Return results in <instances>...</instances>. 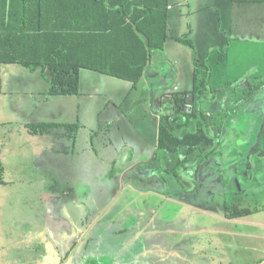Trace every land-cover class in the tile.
<instances>
[{
	"label": "rangeland",
	"instance_id": "obj_1",
	"mask_svg": "<svg viewBox=\"0 0 264 264\" xmlns=\"http://www.w3.org/2000/svg\"><path fill=\"white\" fill-rule=\"evenodd\" d=\"M260 25L264 27V1L231 4V0H169L167 38L164 50L152 53L153 76L149 74L148 78L134 83L107 73L80 68L78 94L54 95V98H61L66 104V121L69 123L61 128L69 135L67 140L74 143L77 158L81 157L80 164L72 165L73 173L68 181L58 169L50 173L39 169L47 165L52 170L53 160L37 157L35 166L40 167L33 172L29 169L26 175L35 172L42 179L55 175L65 183L62 189L66 190L60 189L64 198L60 206L56 208L50 204V209L53 206V212L56 210L53 219L50 217V221H44L49 233H55L58 241L62 242L64 238L65 244L59 246L58 254L65 253L71 243L77 240L78 244L72 252L75 259L71 264H146V258L139 250L143 242L141 239L147 238L150 233L146 228L144 235L140 236L136 226L138 222L141 223L138 211L144 216L142 224L147 226L146 221L151 216V213H147L145 217L148 201H151L149 208L157 211L162 219L175 221L173 218L176 217L179 218L176 221L191 227L198 221L199 218L195 219L193 212L184 208L180 210L175 202H188L190 205L205 203L198 199L197 194L185 192V189L191 187L189 177L192 173L196 181L200 179L203 185L205 177L214 172L216 166L212 163V168L205 173L208 168L206 160L198 167L190 162L182 168V181H177L170 173L162 174L163 190L158 191H164L172 197L170 201L153 196L145 199L130 192V188L129 192L124 191L130 184L143 187L144 183L149 184L148 181H151L153 173L144 159L148 158L149 161L154 157L161 115L169 113L171 108L175 112H190L193 71L195 67H201L206 59L213 71L211 87L214 98L209 96L204 99L201 109L209 114L217 115L218 112V116L225 115L221 126L222 129L224 127L222 143H219V136L212 135L218 143L216 148L228 156L233 153L239 160L243 149L237 137L242 138V141L251 139L253 144L258 145L255 147L257 151H251L264 159V44L260 46L253 40L255 36L260 38ZM182 38L187 39L191 46L182 42ZM24 71V79L19 80L22 88L41 92L50 87V82L45 80L47 78L39 70ZM40 92H34V99L42 97L38 94ZM175 93L181 101L175 102ZM243 101L246 104L260 103L257 105L260 109L255 106L258 113H242L239 108L233 112L238 103ZM35 116L38 120L41 118V114L36 113ZM68 124L72 125L70 129ZM209 130L211 134L215 132L211 126ZM41 143L48 141L44 139ZM39 145L35 143L33 149ZM40 146L38 149L45 147L42 144ZM245 159L252 162V165L250 161L244 164L246 175L251 174L253 180L257 177L264 184V164L258 159L254 167L249 155L241 158L243 161ZM132 163L135 164L132 168L135 170L126 174L124 170ZM158 174L161 176L160 172ZM77 182L81 184L76 187ZM14 185L13 188H6L7 198L0 204L6 232L37 225V213L45 211V202L42 203L38 189H34L35 192L32 189L24 190L22 199L18 192L23 189V184L15 182ZM80 185H84L85 189ZM254 185L260 193L257 184ZM223 193L222 202L219 200L214 205L218 209L235 200H253L250 194L238 186L229 198ZM127 198L136 203L133 204L138 210L132 219L134 222L124 221L126 204L122 205L120 201ZM257 202L260 205V195ZM52 235L51 240L54 238ZM2 241L7 242L5 238ZM158 241L160 239L155 244H159ZM22 251L26 253L22 255L27 260L42 254L34 253L29 247Z\"/></svg>",
	"mask_w": 264,
	"mask_h": 264
},
{
	"label": "crops",
	"instance_id": "obj_2",
	"mask_svg": "<svg viewBox=\"0 0 264 264\" xmlns=\"http://www.w3.org/2000/svg\"><path fill=\"white\" fill-rule=\"evenodd\" d=\"M234 3L231 0V4ZM263 35L264 27L260 25V38L255 36L254 42L260 43V46H262L264 44ZM25 69L20 65L0 64V204H3L7 198L8 191L6 188L8 186L13 188L15 182H20L23 184V189L18 192L20 197L24 199V190L26 189H32L33 192H35L34 189H38L40 191L38 195L41 196L42 203L45 202V205L43 204L45 211L37 213V219L35 220L38 221L37 225H29L27 228L12 232H9V230L6 232V229H3L4 217L0 215V264H71L75 259L72 252L68 257H65V253L70 248L65 253L58 254L59 246L63 247L65 244L64 238H62V242L58 241L57 235L49 233L44 224L45 220L50 221V217L53 219L56 211L53 212V206L50 209V204H54L57 208L64 199L60 189L64 188L65 183L59 181L55 175L42 179L35 175V172L28 175H26V172L29 169L32 172L33 170L36 171L40 167L35 166L36 158L44 157L53 160L52 170L47 165H43L39 169L49 173L58 169L60 174H63L70 181L73 173L72 165L80 164L81 157L77 158L78 154L73 149L74 143L67 140L70 137L61 128L62 125L69 123L66 121L65 102L60 100L61 98H54V95L50 96V87L47 90L42 89L40 92L32 88L19 86V80L24 79ZM212 72L211 69V81ZM149 74L152 75V69H150L146 78L149 77ZM32 91L40 92L38 94L42 97L34 99L35 94ZM212 93L210 91L209 96L211 99L214 98ZM258 104L260 103L246 104V101H243L238 103L233 112L239 108L242 113H258L256 111L259 108ZM180 112L188 113L185 111ZM36 113L41 114L39 120L35 116ZM26 114L28 115L25 116ZM206 114L212 115L213 113ZM217 115L213 114L212 116ZM29 124H49L51 127L42 134H33L28 130ZM57 125L60 127H56ZM71 126V124H68V129ZM222 130L224 131V127L218 130L219 143H222ZM44 139H47L48 143H41ZM237 141L242 142L243 149L239 160L234 157L233 153L228 156L223 151L217 150L214 155L205 161L208 167L205 168V173H208L209 168H212V163L216 167L211 175L205 177L206 181L203 185L200 179L196 181L193 173L189 177L192 183L194 181V184L191 183V187H189V190L185 189V192L197 194L198 199L204 200V204L190 205L188 202H175L179 205L180 210L182 208L184 210L189 209L193 212V215L195 214V219L199 218L192 226L196 227L192 231L189 230L192 228L189 224L176 221L179 218L172 217L175 221L160 218L157 211L149 208L151 201H148L146 205V208L147 206L148 208L145 217L147 213H151V216L150 219H147L146 222L148 223L145 226L142 224L144 216L133 205L136 203H132L130 198L120 201L122 205L126 204V209L123 212L125 215L124 221L132 220L136 216L135 211H138L139 217L141 214V223L136 222L137 231L141 236V234L144 235V230L147 228V231L151 234V236L149 234L147 238L141 239L143 242L141 243V250H139L143 258H146V264H264V184L258 181L257 177L253 180V175H246L244 164L248 161L251 162V160L245 159L243 161L241 158L249 155L250 159L252 158V161H254V167H256L259 160L264 164V159L260 157V154L257 156L252 152L257 151L255 147H258V145L253 144L251 139L242 141V138L237 137ZM35 143L45 145L44 149H38V147H42L40 145L33 149ZM144 160V163L147 164L151 159L149 161H147L148 158ZM209 164H211L210 167ZM134 166L133 163L127 166L124 170L126 174L135 170L132 169ZM151 178V181H148L149 184L144 183L145 186L143 187L130 184L124 192H129L130 188V192L137 193L145 199H147V196H153L154 198L163 197L165 201H170L172 197L166 195L164 191H158V189L163 190L161 189L163 180L158 179L155 175H151ZM217 179H219L218 182ZM244 180H247V182H244ZM254 183L257 184L256 187L260 188V193L255 189ZM77 184H81V182H77L76 187ZM179 185L182 187L181 182H179ZM236 186L240 190H244L246 194H250L253 200L249 201L248 199L245 202L235 200L231 204H225L224 202L222 204L225 205L221 209L216 208L214 206L215 202L219 200L222 202L221 199L225 196L223 192L229 198L230 195H234ZM62 190H66V188ZM258 195H260V205L257 202ZM233 205H237L246 213L233 216L232 211L229 210ZM201 216L203 217L200 218ZM51 235L54 237L53 240H51ZM3 238L7 242L4 243ZM159 239V244H155V241ZM28 247L32 248L35 251L34 253L39 254L38 252H42V254L38 257L34 256V258L29 257L27 260L26 256L22 255L24 253L22 249ZM10 249H12V253Z\"/></svg>",
	"mask_w": 264,
	"mask_h": 264
},
{
	"label": "trees",
	"instance_id": "obj_3",
	"mask_svg": "<svg viewBox=\"0 0 264 264\" xmlns=\"http://www.w3.org/2000/svg\"><path fill=\"white\" fill-rule=\"evenodd\" d=\"M168 9L169 0H0V64L39 70L50 82V95L78 94L80 68L136 83L152 68V53L164 50ZM181 41L191 46L187 39ZM193 73L190 112L171 108L159 120L157 148L147 163L158 179L166 172L182 181V168L190 162L198 167L218 150L212 135L218 136L225 115L201 109L212 91L208 60ZM176 94L175 102L181 101ZM50 127L29 124L28 130L42 134ZM229 210L233 216L245 212L237 205ZM77 244L75 240L65 257Z\"/></svg>",
	"mask_w": 264,
	"mask_h": 264
}]
</instances>
